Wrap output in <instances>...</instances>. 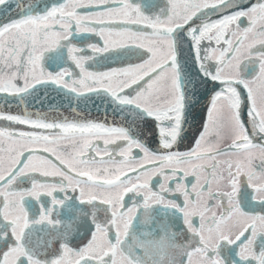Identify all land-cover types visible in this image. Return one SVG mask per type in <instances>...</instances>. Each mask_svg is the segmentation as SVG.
<instances>
[{"label": "snow or ice", "instance_id": "6c2138e0", "mask_svg": "<svg viewBox=\"0 0 264 264\" xmlns=\"http://www.w3.org/2000/svg\"><path fill=\"white\" fill-rule=\"evenodd\" d=\"M0 94V264H264V0H0Z\"/></svg>", "mask_w": 264, "mask_h": 264}, {"label": "flooded vegetation", "instance_id": "af4514ba", "mask_svg": "<svg viewBox=\"0 0 264 264\" xmlns=\"http://www.w3.org/2000/svg\"><path fill=\"white\" fill-rule=\"evenodd\" d=\"M161 2H163V0H161ZM254 2V0H253ZM218 17H213V19H216ZM246 25V21L242 20L241 21V26H245ZM89 43H98L102 46V38L100 37H93L90 41H88ZM83 46V45H81ZM88 54L91 55V50H88ZM108 54H104L98 57V62H90V67L89 70L90 71H108L111 68H119V67H126L128 61L125 60H121V59H116V60H105L104 56H106ZM132 63H138L140 62L139 60H137L135 57L131 58ZM63 67H67L69 68L74 74L79 73V69L75 67V65L69 60L67 61V63H65L63 65ZM51 70V69H49ZM71 79V78H69ZM213 87V85H209V89L211 90V88ZM131 91V90H129ZM210 91L208 93L205 94V96L201 99L200 104H198L196 106V108L193 110V114H192V118L190 119V123H191V128L190 130L187 132V139L184 141V143L181 145L180 150L184 151L187 150L188 147L192 146L194 144L195 139L198 136L199 131L202 128V125L205 123L206 121V117H207V108L209 106V99H210ZM88 107H89V114L90 117L88 119L91 120H96L98 122H102V123H106L108 125L111 126H122V121L119 118V116H114L112 113V109L108 108L107 109V115L105 114V107L104 104L101 102V100L96 99L95 97L93 98V100L88 102ZM109 115H112L113 117H109ZM19 128L23 129V130H30L27 128V126H18ZM154 137L151 138L149 140V143L151 146L155 147V143H154ZM138 150L137 149H133V154H137ZM130 175H134V174H130ZM41 180H46L48 182H54V179H59V178H45V177H40ZM157 179H161L160 177L154 178L153 180V184L156 183ZM189 180H193L192 177H189ZM29 184H25L23 185V187H29ZM132 194L130 193L129 196H131ZM42 199H48L50 200V198L48 197H42ZM126 200H128V197H125ZM182 199V197H181ZM182 227V225L177 227V231L180 230V228ZM183 239V238H181Z\"/></svg>", "mask_w": 264, "mask_h": 264}, {"label": "water", "instance_id": "95a60500", "mask_svg": "<svg viewBox=\"0 0 264 264\" xmlns=\"http://www.w3.org/2000/svg\"><path fill=\"white\" fill-rule=\"evenodd\" d=\"M58 2H62V0H58ZM38 87L40 88L39 94L42 97H45V101L42 105L36 104L33 106L30 104V112L40 111L43 113H47L50 119L52 117L60 118L61 115L63 117H68L69 119H72L76 116V114L72 111V108L78 107L82 113V116L87 118L90 117L88 105L86 108L83 103L77 105L75 99L72 98L74 94L66 93V90L51 84L41 85ZM0 100H3V94H0ZM49 105H52V107H49ZM10 110L12 112H19L22 110V108L13 107ZM109 117L113 116L109 115ZM76 118L80 119L81 117Z\"/></svg>", "mask_w": 264, "mask_h": 264}]
</instances>
